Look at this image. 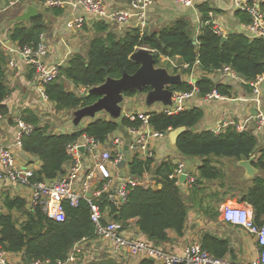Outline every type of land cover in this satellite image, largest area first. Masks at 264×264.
I'll return each mask as SVG.
<instances>
[{
	"label": "trees",
	"instance_id": "16d2710c",
	"mask_svg": "<svg viewBox=\"0 0 264 264\" xmlns=\"http://www.w3.org/2000/svg\"><path fill=\"white\" fill-rule=\"evenodd\" d=\"M260 6L264 11V2ZM197 9L203 20L209 19L210 12H216L208 2L198 4ZM64 10L65 8L61 7H50L43 9L38 17L30 21H15L9 33L10 41L22 47L37 48L40 36L48 30L46 21L63 15ZM19 12L13 10L10 16L16 20ZM235 14L242 23L251 24L248 13L237 10ZM93 31L94 35L89 37L84 50L75 53L60 68V75L45 88L48 99L58 115H73L75 110L93 104L99 98L98 95H88V91L82 95L74 90L75 88L89 90L103 84L108 77L120 78L124 72L134 74L139 65L131 61L130 56L137 47L156 50L158 64L161 63V55L168 57V66L173 69L174 74L189 75L194 65L198 64L205 72L231 66L248 82L264 76V38L251 39L246 34H232L224 40L210 28L198 30L186 17L178 18L174 23L157 31H146L144 34L135 26L118 36L111 26L105 23H96ZM174 61L177 63L173 64ZM8 65L9 58L0 45V132L4 121L1 116L11 112L5 103L13 91L7 76ZM185 65L188 67L185 68ZM196 86L199 88L200 97L214 89L223 96H232L233 84H216L206 76H201ZM148 90L149 87H145L143 93ZM171 90L190 92L193 85L183 80L181 84L172 86ZM138 94L140 92L136 90H129L125 97H135ZM203 118V110L193 107L175 115L152 113L148 120V124L155 131L162 133L185 127L186 131L177 141L179 153L185 158H205L200 170L203 182H199L190 194H185L182 187L170 178L176 168L172 160L164 161L155 166V169L152 159L146 162L135 160L130 166L131 173L142 177L154 169L161 188H134L128 203L118 211L114 206L105 205L111 214L118 213V221L127 223L136 220L140 231L155 245L169 241L170 230L182 236L194 209L207 222H219L222 202L219 199V190H231L236 186L232 183V176L222 170L223 164L216 166L214 159H225L237 164L250 159L254 150L256 158L253 165L259 174L248 181L245 180L244 193L239 197V203H248L252 207L256 223L264 224V147L252 131L239 132L234 126H229L219 136L210 130L199 132L197 126ZM24 120L36 127L31 134L24 136L21 150L23 154L27 153L40 160L37 179H53L63 174L64 166L69 160L67 146L78 136L75 133H55L50 123L42 120L36 111L29 108L24 110ZM10 122L15 124L12 120ZM143 125L144 122L140 118L136 121L124 118L117 122L107 116H101L92 120L84 128V133L106 142L120 127L140 128ZM238 168L242 170V167ZM214 182H217L216 187ZM0 203V245L8 252L21 253L25 261L49 259L56 264L67 258L76 242L94 236L95 228L86 203L78 208L66 204L64 222L52 220L40 210L35 213L28 212L26 201L21 198L4 195ZM200 243L204 250L215 257L232 255L231 241L209 231L201 234ZM88 264L119 263L113 258L105 257ZM139 264L154 262L145 259Z\"/></svg>",
	"mask_w": 264,
	"mask_h": 264
},
{
	"label": "built area",
	"instance_id": "2783aa9c",
	"mask_svg": "<svg viewBox=\"0 0 264 264\" xmlns=\"http://www.w3.org/2000/svg\"><path fill=\"white\" fill-rule=\"evenodd\" d=\"M108 0H9L7 5H0V13L5 12L25 2L28 6L46 9L50 7L65 8L71 6L66 18V25L71 35L83 32L90 28L94 33L96 23L112 25L127 24L135 21L139 30L144 34L149 26V8L155 0H128L125 7L109 9ZM183 7L194 9L197 12V0H173ZM237 10L248 13L251 17V24L246 28L247 35L251 39L264 38V11L260 4L264 0H233ZM81 13H77L76 11ZM91 17L88 21L87 17ZM210 28L219 36L228 35L216 21L214 12L209 13V19H199L197 29ZM88 33H91L88 32ZM92 34V33H91ZM0 45L9 58V69L15 70L18 67L20 58L34 70V85L40 93L42 100L50 102L46 94V86L53 82L60 75V68L64 65L48 64L47 58L51 54V46L43 33L40 36V43L37 48L29 46L22 47L0 36ZM140 48L147 47H137ZM153 53L156 50L151 49ZM161 62L170 61L161 55ZM188 65H185L187 68ZM199 70V79L206 76L216 84L230 85L238 84L252 88L254 98L252 103L256 113L249 116L243 122H234L226 115L219 125L212 132L219 136L229 126H234L237 131L247 130L250 122H255L257 129H264V109L260 101V84L264 76L256 81L248 82L241 77L231 66H223L211 72L201 70L198 64L194 65ZM193 67V68H194ZM188 82L193 85L190 92L174 91L173 104L164 106L155 104L147 111H127L132 108L133 99L124 102L125 118L131 121L142 119L144 125L140 128L120 127L108 137L106 142L84 133V128L92 121L85 120L81 125L82 135L69 143L67 152L69 160L64 166V173L53 179H37V172L40 165L22 160L19 151L23 147V138L35 130V126L24 120L23 108L11 115L1 116V119L12 120L17 129L15 141L12 145L5 144L0 147V191L8 189L10 185L17 191V196L26 201V210L35 213L40 210L42 214L57 222L66 220L65 205L78 208L86 203L90 209L91 221L95 232L93 237H85L76 242L67 258L58 261L56 264H88L94 260H101L105 257L115 259L119 264H139L145 259L153 260L154 264H264V224L258 225L250 207L242 204L227 205L221 211L222 220L231 226L242 229L251 235L258 246V255L249 261H239L231 255L218 258L203 249L200 240H193L189 243L183 254H178L164 247L155 245L146 239L138 226L130 220L121 222L116 219L118 213L111 214L106 206H114L117 211L122 209L129 201L132 190L136 187L153 188L160 185L155 170L146 172L142 177L131 173L130 166L135 160L146 162L156 159V145L160 140H166L169 133L155 131L149 124L150 114L175 115L180 112L192 109V103L199 98L203 102L213 100H229L230 97L221 95L216 89L203 97H200L199 88L196 86L197 78H193L194 70H191ZM197 74V73H196ZM74 88V86H73ZM84 95L86 88H75ZM129 98V97H128ZM156 107V108H154ZM154 108V109H152ZM104 116V114H102ZM106 116V115H105ZM74 128V127H73ZM121 128H124L131 136L132 142L129 145L130 158L125 169L121 167L126 159V137ZM75 133L72 129L69 134ZM171 179L181 186L185 194L201 182L200 171L195 174L189 171L184 162H178ZM186 176L182 180V176ZM142 237H138L137 231ZM0 264H53L49 259H36L25 261L23 255L6 251L0 245Z\"/></svg>",
	"mask_w": 264,
	"mask_h": 264
},
{
	"label": "crops",
	"instance_id": "0c3cea01",
	"mask_svg": "<svg viewBox=\"0 0 264 264\" xmlns=\"http://www.w3.org/2000/svg\"><path fill=\"white\" fill-rule=\"evenodd\" d=\"M68 1L76 2L77 0ZM205 2H208L211 7L215 8V19L227 35H247L246 27L248 25L242 23L236 17L235 13L237 11V8L233 0H197L198 4H202ZM8 3L9 0H0V5L2 6L7 5ZM127 4L128 0L107 1V6L109 7V9L122 8ZM28 5L29 4L23 2L16 7L0 13V36L2 38L10 41L9 33L14 27L16 21L14 17L12 18L10 16V12L13 10L20 11L16 15L17 18L23 12L28 10ZM37 9L40 12L43 10L41 8ZM70 9L71 6H67L65 7V13L63 15L56 18H51L46 21L48 24V30L44 34L46 35L51 46V54L47 58L48 64H66L75 53H79L85 48V44L86 42H88L89 37L94 35L90 28H85L83 32H79L76 35H71L70 30L66 25V18L68 16V13L70 12ZM76 12L81 13L79 10ZM182 17L189 18L192 23L197 26L201 15L196 10L183 7L173 0H155V3L149 8V26L147 28V31H157L162 27L169 26L178 18ZM87 20L90 21L91 17L88 16ZM135 26L137 27L136 22L132 21L127 24H119L113 26L111 25V29L118 36H120L128 32ZM90 31L92 34L88 33ZM192 69L194 70L193 78L198 77L199 79L200 73H198L199 70L197 69V67H194ZM191 73L192 72H190L189 75H186L183 80H188V78H190L191 76ZM7 76L13 90L10 97L5 101L11 111L9 116L11 115V113L17 112L23 108H29L36 111L42 118V120H57V118H61L59 117L60 115L55 112L54 105L51 102H45L44 100H42L40 93L34 85V71L30 66H28L24 59L20 58L18 60L17 69H8ZM260 92L261 106L264 109V79L260 84ZM126 98L125 101L129 99L135 100V97ZM253 98L254 94L252 88L238 84H233L232 96L229 100H213L211 102H203L202 100L197 98L192 103V108L199 107L204 112V118L197 126V131H212L219 125V123L222 121V118L226 115L234 122L245 121L249 116H252L256 113L255 106L252 103ZM138 108H140V110L142 111L148 110V107L145 105V103L141 105L140 103L138 104L134 102V105H132V109L137 110ZM67 117L68 115H65L63 119L66 120ZM72 129H75V127ZM71 130L62 133H69V131ZM247 130L252 131L258 138L260 145L264 147V129H257L256 123L252 121L249 123ZM56 131L59 130H55V133H57ZM16 133L17 130L15 124L11 123L9 119H4L0 132V147L5 144L12 145L15 141ZM155 151L156 159L154 160V169L155 166H159L164 161L170 159L174 164H177L178 162H184L190 172L197 174L205 163V158H185L181 156L179 151L173 148L172 144L170 143V132L166 140H160L158 142ZM19 157H21L22 160H29L30 162H34L35 164L41 166V162L37 157L29 155L27 153L23 154L22 150L19 151ZM214 164L218 167L223 164L222 170L232 176V183H234L233 185L236 186L231 190L229 188L219 190V199L222 201L220 206V213L225 206L235 204L246 205L252 210V207L248 203H239V197L242 193H244L245 180L248 181L250 179L246 177L245 169L243 167L242 170L238 168L241 167L239 165V162L236 164L225 159H214ZM201 181L203 182L202 179ZM226 182L229 184L228 181ZM161 186V184L156 185L155 188L160 189ZM214 186H217V182H214ZM7 187L8 189L0 191V201L2 196L4 195H8L11 198H19V196H17L18 193L15 189H13L10 185H8ZM133 222L136 224V220H133ZM204 231H209L220 238L230 240L232 245L231 256L236 260L249 261L255 259L258 255L257 243L251 235L247 234L240 228L226 224L222 220L221 216L219 218V222L217 223L207 222V220L200 216L195 209L190 213L189 221L184 230V234L182 236H178L174 231L170 230L168 232L169 241L164 242L159 246L164 247L166 250H170L178 254H183L185 247L193 240H200V236ZM137 235L138 237H142L145 239V237L139 234V230L137 231Z\"/></svg>",
	"mask_w": 264,
	"mask_h": 264
},
{
	"label": "water",
	"instance_id": "95a60500",
	"mask_svg": "<svg viewBox=\"0 0 264 264\" xmlns=\"http://www.w3.org/2000/svg\"><path fill=\"white\" fill-rule=\"evenodd\" d=\"M39 14L40 11L36 7L29 6L28 10L16 18V21L27 22L38 17ZM226 39L227 37H224V40ZM130 60L139 65L134 74L124 72L120 78L108 77L103 84L88 90V95H98L99 98L93 104L74 111L73 125L75 134L78 137L82 135L81 125L85 120H94L101 114L106 115L112 121L118 122L124 119L126 114L124 113L123 104L126 98L125 93L129 90L143 93L144 88L149 87V90L145 93V105L149 108L155 104H163L164 106L173 104L174 91L171 90V87L183 82L182 75L172 74L167 68L158 66L156 54L149 48L136 50L130 56ZM121 129L126 137V159L121 164V167L125 169L130 158L129 145L132 142V136L124 128ZM185 131L186 128L181 127L170 132V143L177 151L178 138ZM255 153L256 150H254L250 159L239 162V165L245 169L247 178H252L258 174V169L253 165L256 158ZM185 178V175L182 176V180H185Z\"/></svg>",
	"mask_w": 264,
	"mask_h": 264
},
{
	"label": "rangeland",
	"instance_id": "374dc122",
	"mask_svg": "<svg viewBox=\"0 0 264 264\" xmlns=\"http://www.w3.org/2000/svg\"><path fill=\"white\" fill-rule=\"evenodd\" d=\"M82 41V40H81ZM84 50V49H83ZM177 62L176 61H174L173 62V64H176ZM158 66H160V67H165V68H167L172 74H174L173 73V69L171 68V67H169L168 66V61H165V62H161ZM182 77L183 78H185V76L184 75H182ZM145 97H146V95H145V93L143 94V93H140V94H138V95H136L135 96V100L133 101L132 100V102H135V103H140L141 105H143L144 103H145ZM127 99V98H126ZM134 105V104H133ZM158 105V104H157ZM154 108H156V107H154ZM154 108H152V109H154ZM133 109L132 108H128V110L127 111H132ZM66 114H61L59 117H61V118H57V120H44L45 122H48V123H50L51 124V127H52V130H59V131H56L57 133H62V132H67L68 130H71L73 127H74V125H73V115H68V117H67V119L66 120H64L63 118H64V116H65ZM102 116V114L101 115H99L98 117H101ZM70 132V131H69ZM1 204V203H0ZM0 208H2V206L0 205ZM4 210V209H3Z\"/></svg>",
	"mask_w": 264,
	"mask_h": 264
}]
</instances>
